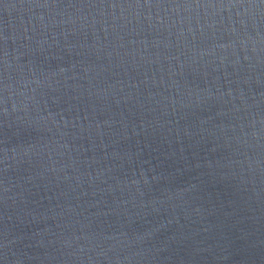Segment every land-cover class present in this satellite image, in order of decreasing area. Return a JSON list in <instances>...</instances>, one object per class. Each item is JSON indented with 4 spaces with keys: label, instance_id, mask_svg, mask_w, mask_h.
Wrapping results in <instances>:
<instances>
[{
    "label": "water",
    "instance_id": "water-1",
    "mask_svg": "<svg viewBox=\"0 0 264 264\" xmlns=\"http://www.w3.org/2000/svg\"><path fill=\"white\" fill-rule=\"evenodd\" d=\"M0 264H264V0H0Z\"/></svg>",
    "mask_w": 264,
    "mask_h": 264
}]
</instances>
